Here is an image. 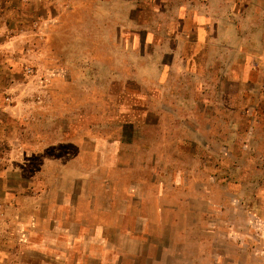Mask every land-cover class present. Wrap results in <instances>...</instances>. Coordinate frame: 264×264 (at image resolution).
Returning a JSON list of instances; mask_svg holds the SVG:
<instances>
[{
  "label": "rangeland",
  "instance_id": "1",
  "mask_svg": "<svg viewBox=\"0 0 264 264\" xmlns=\"http://www.w3.org/2000/svg\"><path fill=\"white\" fill-rule=\"evenodd\" d=\"M4 1L0 264H264V0Z\"/></svg>",
  "mask_w": 264,
  "mask_h": 264
},
{
  "label": "crops",
  "instance_id": "2",
  "mask_svg": "<svg viewBox=\"0 0 264 264\" xmlns=\"http://www.w3.org/2000/svg\"><path fill=\"white\" fill-rule=\"evenodd\" d=\"M5 1L2 0V3L0 4V10L3 8V3ZM191 17H192V22H193V27H194V41H190L192 42L193 44L196 45L195 49L194 50H190L189 52L186 53V51H179L177 52L175 50V48L171 49V45H169L168 49L170 50H166L165 46L163 48V54H166V55H169V58L171 60H176V59H180L183 61V68L188 70L189 68H193V62H195V59L199 57V51L200 49L204 46V44L206 43V41L208 40V32H207V23L206 22H209L207 16L201 14V13H191ZM211 21V20H210ZM154 37V34H152L150 31H147L146 34L144 35V38L142 40L143 43H152L153 42V38ZM177 41V40H176ZM175 41V43H177ZM185 42H188L187 40H185ZM169 51V52H168ZM168 64L167 63H162L161 64V71H160V77H163V74L165 72V69H163L162 71V68H165L167 67ZM8 103L7 105L6 104H1L0 103V108L3 112H5V119H1L0 120V123L2 124H5L6 127L9 128V131L11 133V126L9 125V118H11V121L13 122V118L15 116H13L10 112H8L7 110V107H8ZM13 167L12 166H6V167H3L0 169V189H5L4 193H3V200H10V206H14L15 204V198H19L18 196V191L15 189L16 188V185L15 187L12 186V188H6L5 185L7 184H4L5 182H7V176H8V173L10 171H13L12 170ZM14 170H16L14 168ZM29 181H27L25 184L29 185ZM25 186V185H23ZM14 188V189H13ZM8 189V190H7ZM15 194V195H14ZM15 197V198H14ZM41 250H47L48 249V246H42V248H40ZM0 260H5L4 257H1Z\"/></svg>",
  "mask_w": 264,
  "mask_h": 264
}]
</instances>
